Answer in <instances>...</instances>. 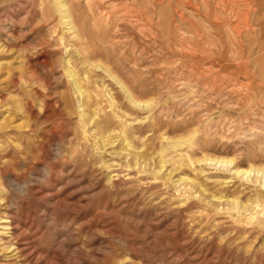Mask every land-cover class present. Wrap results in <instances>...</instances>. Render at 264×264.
<instances>
[{
    "label": "rangeland",
    "instance_id": "374dc122",
    "mask_svg": "<svg viewBox=\"0 0 264 264\" xmlns=\"http://www.w3.org/2000/svg\"><path fill=\"white\" fill-rule=\"evenodd\" d=\"M56 1L0 0V264H264V175L198 162L264 171V0Z\"/></svg>",
    "mask_w": 264,
    "mask_h": 264
},
{
    "label": "bare ground",
    "instance_id": "6f19581e",
    "mask_svg": "<svg viewBox=\"0 0 264 264\" xmlns=\"http://www.w3.org/2000/svg\"><path fill=\"white\" fill-rule=\"evenodd\" d=\"M57 6L60 10L64 11L62 14V18H63V22L68 25V29H72L73 25L71 24L70 21V15L68 13L67 10V6L65 4V1H61L58 0L56 1ZM91 66L94 67H99L100 65H96V64H90ZM103 68V67H102ZM104 69V68H103ZM104 71L106 72V74L116 83L118 84L120 90L124 93L125 98L134 106H139L140 104H147V102L145 101H140L138 99H136L131 91V88L129 86L126 85L125 82H123L122 80H120V78H118L116 75L110 73L106 68L104 69ZM64 72L67 76V78L70 80V83L72 84L75 92L77 94H82L84 87L81 86V82H80V78L78 76V73L74 70L73 65L70 63V59L66 58L64 61ZM82 77V76H81ZM82 79V78H81ZM110 99L109 101L112 102L113 98L111 96H109ZM175 144V143H174ZM162 158V157H161ZM159 167L163 166V162L164 160L159 159ZM198 162H204L205 164H211L214 166H221V167H229V170H233L234 174H241L243 175L245 178H248L250 176V174H260V175H264V171H262L259 168H255L253 166H250L248 168H239V166H235V163H233L232 159L229 158H217V157H210V156H202L200 159H198Z\"/></svg>",
    "mask_w": 264,
    "mask_h": 264
}]
</instances>
